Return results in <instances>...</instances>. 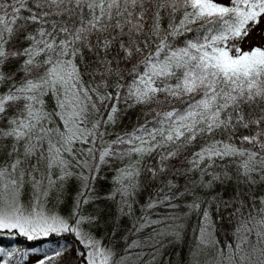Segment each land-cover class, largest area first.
<instances>
[{
	"label": "snow or ice",
	"instance_id": "6c2138e0",
	"mask_svg": "<svg viewBox=\"0 0 264 264\" xmlns=\"http://www.w3.org/2000/svg\"><path fill=\"white\" fill-rule=\"evenodd\" d=\"M262 22L264 0H0V243L74 238L34 264H264V44L242 47Z\"/></svg>",
	"mask_w": 264,
	"mask_h": 264
},
{
	"label": "trees",
	"instance_id": "16d2710c",
	"mask_svg": "<svg viewBox=\"0 0 264 264\" xmlns=\"http://www.w3.org/2000/svg\"><path fill=\"white\" fill-rule=\"evenodd\" d=\"M264 44V43H263ZM135 123V115L130 113L129 117H125L122 124L116 129V131H122L125 128L131 130ZM109 174V178H110ZM108 185L104 184L103 189L107 190ZM74 190V186H73ZM227 196L228 193H225ZM141 203L144 202V197L140 198ZM71 207V200L69 199L65 205L62 206L61 211L66 215ZM89 211L91 209H88ZM114 211V209H113ZM157 211H163V209H157ZM137 214H139V208L137 206ZM125 227H128V221L125 219L123 221ZM225 231H230V226L225 223L223 225ZM96 231L97 236H106V233L110 231V226H102L98 229H94ZM124 235V233H120L117 236L116 241H109L107 238L105 239V243H115L117 250L123 248L125 243L120 239V236ZM218 236H220L223 241L224 236L222 232H218ZM135 237H129V242L131 239ZM74 238L71 235H52L49 237H41L35 241H27L24 237H15V238H5L2 243H0V247H4L5 251H12L13 249H19V251L14 252L11 257H7L8 264H34L37 258H44L45 256H54L55 250L64 246L65 244L71 245L73 243ZM59 241V245L56 243ZM168 251L174 252V249H168ZM187 252V244L184 246V250L181 252L180 259H184L186 257ZM26 253V254H25ZM175 259V257H173ZM5 259L3 253H0V264ZM67 259V257L65 258Z\"/></svg>",
	"mask_w": 264,
	"mask_h": 264
},
{
	"label": "rangeland",
	"instance_id": "374dc122",
	"mask_svg": "<svg viewBox=\"0 0 264 264\" xmlns=\"http://www.w3.org/2000/svg\"><path fill=\"white\" fill-rule=\"evenodd\" d=\"M261 28H264V22H262ZM258 32H259V29L256 32H253L252 35L249 37V39L243 43L242 47L245 50H247L253 44H263L264 43V39H262L261 36L258 35Z\"/></svg>",
	"mask_w": 264,
	"mask_h": 264
}]
</instances>
